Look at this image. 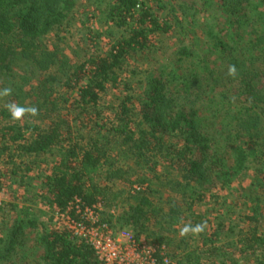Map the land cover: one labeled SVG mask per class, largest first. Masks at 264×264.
<instances>
[{"label": "trees", "instance_id": "1", "mask_svg": "<svg viewBox=\"0 0 264 264\" xmlns=\"http://www.w3.org/2000/svg\"><path fill=\"white\" fill-rule=\"evenodd\" d=\"M160 1L111 0L107 18L125 31L124 35L104 55H89L75 64L70 73L63 69L61 77L57 72L62 67L59 47L56 44L53 51L45 48L44 38L66 30L74 19L78 0H0V79L13 75L14 61L33 62L40 70L51 73L33 88L43 93L41 106L58 110L56 88L62 87L70 92L69 97L60 96L64 102H73L75 109L79 108L82 113L93 111L100 117L102 111L98 107L102 93L107 92L110 85L122 84L119 71L128 57L150 48L152 35L170 32L172 24L161 20L154 5L150 6V3L159 5ZM221 1L222 10L228 16L224 23L215 25L218 30L216 34L211 33V47L201 51L195 43L180 46L176 65L165 64L151 75L144 93L127 98L132 106L126 101L120 104L116 121L99 125L97 117L94 135L83 141L76 139L69 115L63 113H57L44 125L0 123V161L10 156L13 172L17 174L20 166L16 157L38 158L54 150L56 160L40 192L41 202L49 208L65 211L77 199L88 206L101 204L107 216L104 218L113 227H131L137 231V236L153 223L173 228L179 225L180 205L172 201L170 209L164 210L153 199L152 185L142 178L137 180L140 186L129 192V203L116 218L111 213L114 190L109 182L126 180L131 174L123 159L147 162L162 155L183 172L186 182L183 197L187 199L186 204L193 206L203 200L201 189L205 185L221 180L223 185L231 182L246 168L249 158L262 156L260 150L264 141H254L253 145L251 141L264 133V0ZM228 24L246 29L231 32ZM246 36H250L248 40ZM186 63V69L180 70ZM229 65H235L238 70L235 78L227 75ZM124 85L132 89L128 82ZM72 92H76V96H71ZM135 99L139 101L140 110ZM1 113L9 114L6 108H2ZM26 132H30V136H26ZM116 152L123 159H117ZM26 163H29L27 171L31 172L33 161ZM5 173L0 167V186L10 178ZM102 175L108 183L99 181ZM71 212L76 215L74 208ZM254 212L251 220L256 226L249 237L242 240L245 246L240 252L245 254L247 264H264V233L257 227L260 214L256 208ZM21 214L7 236H0V264H6L23 244V237L33 230L42 249L39 264H103L93 247L77 237L72 229L47 226L28 207L23 208ZM153 228L146 239L160 247L169 244L163 232L165 228ZM167 255L173 260L169 251ZM237 262L235 255L226 253L218 261L205 262L197 249L176 257L177 264Z\"/></svg>", "mask_w": 264, "mask_h": 264}, {"label": "rangeland", "instance_id": "2", "mask_svg": "<svg viewBox=\"0 0 264 264\" xmlns=\"http://www.w3.org/2000/svg\"><path fill=\"white\" fill-rule=\"evenodd\" d=\"M110 2L111 0H78L74 19L67 25L66 30L60 35L55 36L51 33L44 38L45 48L53 51L56 49V44L59 47L61 55L59 63L62 62V67H59L58 64L59 76H64L61 73L63 69L69 72L75 64L81 63L89 55H104L115 41L124 35L125 31L115 27L107 18ZM160 2L159 5L150 3V6L154 5V11L161 20H167L169 24H172L170 32L152 35L150 48L134 52L128 57L123 68L119 71L122 84L118 87L110 85L107 92L102 93L98 107L102 111L100 117L93 111L82 113L79 108L75 109L73 102H64L61 98L62 95L69 97L70 92L62 87L56 88L58 92L55 97H59L57 98L59 99L57 101L58 110L53 109L52 111L50 106L44 104L41 106L43 93L40 90L35 91L33 88L38 86L40 79L48 77L51 73L40 70L33 62L17 60L12 63L13 75L10 74L0 79V89L9 86L13 88V94L10 97L0 98V123L16 122L10 118V114L4 116L1 113V109L5 108L4 104L7 101H15L21 105H35L40 110L38 117L26 118L22 125L29 123L44 125L49 123L57 113H63L69 115L68 119L74 129L73 133L76 139L80 141L88 139L95 131L94 125L97 117L99 125L113 123L120 115V104L126 101L128 106H132L127 98L130 95L144 93L151 75H155L157 70L165 64L176 65V53L180 46L195 43L201 51H206L211 47L213 43L211 33L216 34L218 30L215 25L224 23L228 16V13L222 10L223 2L221 0H161ZM211 27L214 29L212 30ZM228 27L231 32L246 29L244 27L236 28L230 24ZM182 29H184L183 34H181ZM94 36L95 40L92 39ZM221 36L223 35L220 34ZM249 37L246 36L245 39L248 40ZM214 58L215 56L212 59ZM187 65V63L182 64L180 70L184 71ZM124 82H128L132 89L126 88ZM262 85L264 90V80ZM75 93L72 92L71 96H76ZM39 97L41 98L38 99ZM134 102L137 109L140 110L139 101L135 99ZM76 116L79 118H75ZM29 133L26 132V136H30ZM254 141L263 142L264 133L258 139L252 140V145ZM260 151L262 156L249 158L246 168L231 182L223 185L221 180L205 185L206 189H201L204 191L203 200L193 206L186 204L187 199L183 197L186 182L178 165L170 164L169 159L166 160L162 155L155 156L147 162L145 160L125 161L123 156L120 158L119 152H116L115 157L123 159L122 163H127L125 165L130 167L131 174L126 176V180L109 182V184H113L114 190L111 198L114 206L111 208V212H115L116 218L121 214L129 203L127 200L129 192L135 191L134 189L140 186L137 180L142 178L146 180L147 184L152 185L153 199L155 198L154 201L158 203L157 205L167 211L172 206V201H176V204L181 207L180 213L184 222L190 221L192 224H196L207 221L208 227L198 237H180L178 225L173 228L168 227L167 224L154 226L153 223L151 228L140 232V237L146 238V235L154 231L153 227H159L162 230L165 228L166 231L163 230V232L170 242L163 245L166 246L167 252L169 251L173 256L174 263H176V257H179L184 251L197 249L203 255L205 262L218 261L226 253L235 255L238 260L237 264H247L244 259L245 254L241 253L240 249L245 246L242 240L247 239L252 228L256 226V222L251 220V217L255 215V208L260 214L258 230L260 233H264V147ZM11 153L13 154L14 151ZM155 153L153 152V155H156ZM15 159L18 160L20 166L17 174L13 172L14 166L10 163V156L0 161V167L10 177L0 186V206L3 208L0 211V236H7L11 226L22 217V209L27 207L35 211L45 225L56 227L59 223L55 216L57 209L49 208L41 202L40 198L42 184L45 177L51 174L53 163L56 160L55 151L38 158L25 155ZM30 161H33L32 164L30 163L33 165V170L28 172L27 165L29 163L26 162ZM99 181L103 184L108 183L107 180H104V175ZM188 191L187 193H189ZM103 217L107 218L104 213ZM112 230L114 234L125 230L137 234V231L131 227L117 225L116 227L112 226ZM33 232L35 231L33 230ZM33 232L23 237V244L13 252L6 264L40 263L42 249L38 246Z\"/></svg>", "mask_w": 264, "mask_h": 264}, {"label": "built area", "instance_id": "3", "mask_svg": "<svg viewBox=\"0 0 264 264\" xmlns=\"http://www.w3.org/2000/svg\"><path fill=\"white\" fill-rule=\"evenodd\" d=\"M74 208L75 216L72 214ZM103 205L88 206L77 199L65 211L56 210L57 227H68L89 243L103 264H175L161 247L129 231L114 234L112 224L103 217ZM111 213H115L112 211ZM159 255L161 257L159 258Z\"/></svg>", "mask_w": 264, "mask_h": 264}, {"label": "clouds", "instance_id": "4", "mask_svg": "<svg viewBox=\"0 0 264 264\" xmlns=\"http://www.w3.org/2000/svg\"><path fill=\"white\" fill-rule=\"evenodd\" d=\"M228 76L235 78L238 75V70L235 65H229ZM13 94V88L11 86L0 89V98L10 97ZM4 107L10 114V118L13 121L20 122L21 125L26 118H35L40 115V110L35 105H21L15 101H7ZM207 221H202L196 224L189 222H184L183 218H180V225H178L180 237H198L200 234L204 233L207 229ZM164 264H168L165 260Z\"/></svg>", "mask_w": 264, "mask_h": 264}]
</instances>
